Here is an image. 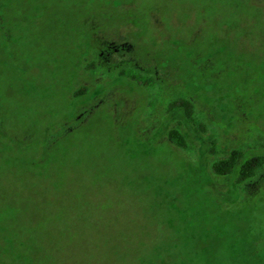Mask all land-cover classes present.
I'll list each match as a JSON object with an SVG mask.
<instances>
[{
    "label": "rangeland",
    "instance_id": "obj_1",
    "mask_svg": "<svg viewBox=\"0 0 264 264\" xmlns=\"http://www.w3.org/2000/svg\"><path fill=\"white\" fill-rule=\"evenodd\" d=\"M212 141L264 153V0H0V264H264Z\"/></svg>",
    "mask_w": 264,
    "mask_h": 264
},
{
    "label": "trees",
    "instance_id": "obj_2",
    "mask_svg": "<svg viewBox=\"0 0 264 264\" xmlns=\"http://www.w3.org/2000/svg\"><path fill=\"white\" fill-rule=\"evenodd\" d=\"M86 59V67L88 69L96 65V59L92 57L90 62ZM120 75H125L130 79L141 83L148 84L152 77L144 76L143 73L133 70L131 68H121L118 72ZM87 91V86L84 84L73 91V96L77 97ZM175 108H182L188 118L192 119L196 124L206 130V123L203 119L198 118L195 114L197 112L196 104L187 96L173 97L166 106V111H171ZM167 139L181 149L187 148V140L179 127H170L166 132ZM214 148L211 152L216 155L210 164L211 172L218 176H225L236 172V181L242 185L246 182L256 178L257 174L264 168V153H258L251 156H245L244 148L241 146L233 147L225 154H219L216 141H212Z\"/></svg>",
    "mask_w": 264,
    "mask_h": 264
}]
</instances>
